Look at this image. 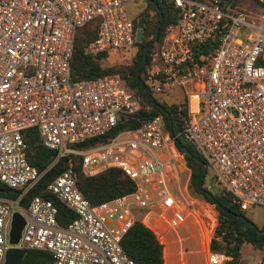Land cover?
Segmentation results:
<instances>
[{
  "label": "built area",
  "instance_id": "obj_1",
  "mask_svg": "<svg viewBox=\"0 0 264 264\" xmlns=\"http://www.w3.org/2000/svg\"><path fill=\"white\" fill-rule=\"evenodd\" d=\"M125 1L0 0V181L19 189L15 198L0 195V264L10 245L13 210L24 219L14 245L48 250L49 264H136L120 242L135 208L143 209L141 221L153 210L166 216L172 229L202 200L186 188H171L181 171L188 172L175 136L199 152L210 170V187L228 193L239 209L264 205V19L221 0H167L177 8V18L155 41L143 75L154 92L189 85L187 119L170 134L159 114L139 119L140 101L117 73L69 77L75 28L95 16L97 30L83 47L86 53L132 47L138 27L124 10ZM128 117L138 123L104 142L71 145ZM28 127L55 150L54 160L78 154L85 175L119 167L133 189L92 204L68 167L46 184L74 212L65 225L58 223L53 201L40 194L21 206L20 196L42 173L24 155L21 131ZM202 201L211 233L216 210ZM154 235L160 242L161 233ZM227 257L209 248L206 253L208 264ZM234 264L256 262L240 258Z\"/></svg>",
  "mask_w": 264,
  "mask_h": 264
},
{
  "label": "trees",
  "instance_id": "obj_2",
  "mask_svg": "<svg viewBox=\"0 0 264 264\" xmlns=\"http://www.w3.org/2000/svg\"><path fill=\"white\" fill-rule=\"evenodd\" d=\"M264 6L258 0H254ZM146 5L153 11L149 16L145 11L138 14L141 22L140 37L133 42L129 60L126 62H113L104 64L106 52L86 53L83 50L84 45L94 38L97 30L99 17L92 19L77 26L74 31L72 48L69 57V77L71 80L95 77L109 73H117L124 87L129 90L140 101V108L136 115L139 119L151 118L154 115H161L164 129L170 134L176 131L187 119L186 114V95L175 102L167 103L159 100L149 83L146 82L143 71L149 61L150 54L153 52L156 42L150 46L146 52V58L141 65L142 50L146 43L152 38L157 22L158 36L169 23H173L177 18V8L172 2L167 0H145ZM227 7H233L237 0H221ZM134 24L137 21L132 18ZM137 71L139 73L137 74ZM145 80L147 90H144L139 79ZM151 98L155 103H152ZM162 108H161V107ZM138 123L134 118L119 119L117 123L106 133L98 136L88 137L71 145L82 148L97 143L104 142L112 137L120 129L133 127ZM23 140L26 143L24 155L26 160L37 170L42 171L38 179L32 183L27 190L20 196L19 204L24 206L27 200L34 194H40L51 199L56 208V219L60 225H65L72 217L74 212L59 201L52 193L46 190V184L61 171L70 167L77 187L80 193L90 203L95 204L99 201L112 198L116 195L131 191L134 182L119 167L109 166L94 174L85 175L80 168V155L71 154L68 156H59L54 160L55 150L44 146L38 137L35 127H28L21 131ZM174 145L182 152L185 165L188 168V177L186 187L188 192L206 202L213 204L216 214V223L212 229L208 248L211 251L222 252L227 258L222 260L221 264H234L240 259V247L243 243H249L254 248L261 250L260 260L256 264H264V222L257 227L254 222H247L241 216L249 219L243 214V210L233 203L230 195L224 191L210 188L206 185L207 169L202 173V167L195 156L201 155L194 146L181 138L175 136ZM182 146L189 149L186 153ZM210 177V175H209ZM201 181V187H197ZM206 191L212 194L210 197ZM19 189L12 188L0 181V195L15 198ZM219 204V206L217 205ZM143 209H134V220L125 230L121 237V246L125 253L131 257L136 264H163L162 244L158 241L153 231L140 220ZM51 261L50 252L46 249L25 248L21 258L22 264H49Z\"/></svg>",
  "mask_w": 264,
  "mask_h": 264
},
{
  "label": "rangeland",
  "instance_id": "obj_3",
  "mask_svg": "<svg viewBox=\"0 0 264 264\" xmlns=\"http://www.w3.org/2000/svg\"><path fill=\"white\" fill-rule=\"evenodd\" d=\"M122 5L127 15L130 18H135L136 21L138 20V14L141 11H145L149 16H152L153 14L152 9L146 5L145 0H126ZM233 7L244 11L249 17L255 20L264 19V6L258 4L254 0H237V4ZM132 51L133 49L129 48L128 50L119 53H107L103 63L110 64L113 62H126L129 60ZM182 87L185 90L187 85ZM182 87H175L169 91L154 94L159 100H163L167 103L175 102L183 97ZM206 169L208 174L205 183L209 186L210 170L207 167ZM186 174V170L180 172V184L183 183ZM212 211L215 214L213 209ZM243 214L248 217L249 220L254 222L257 227H260L264 222V205L248 207L243 210ZM164 247L165 264H207L204 253V243H202L197 228L193 225H184L179 229L177 235L171 239L168 238L165 240ZM239 256L240 258L254 260L256 262L260 260L261 250L254 248L249 243H243L240 247Z\"/></svg>",
  "mask_w": 264,
  "mask_h": 264
},
{
  "label": "crops",
  "instance_id": "obj_4",
  "mask_svg": "<svg viewBox=\"0 0 264 264\" xmlns=\"http://www.w3.org/2000/svg\"><path fill=\"white\" fill-rule=\"evenodd\" d=\"M189 87V85H187V88ZM187 88H185V90L183 89V95H185ZM161 93V92H160ZM184 171V170H183ZM182 172V171H181ZM180 175V173H179ZM187 177H188V172L184 178V181L182 184H180V176L175 179L176 182H173V185L171 184V188L176 190L177 187L180 188H186V182H187ZM198 204H196L195 207V211L189 212L186 217L184 222L176 227V228H169L167 225V219L166 216L160 215L156 212H153V210L147 212V214L145 216L142 217V221L156 234L157 233H161V237H157L159 238L161 244H162V257H163V264H165V260H164V245H165V240L166 239H171L173 238L175 235H177V232L179 231V229H181L184 225H193L194 227L197 228L198 234H200L201 236V240L202 243L205 242V257H206V253L208 251V242H209V238L211 233L207 230L206 227V223H205V218L202 215L203 211L206 208L205 203L202 200H198ZM166 214V213H165ZM207 261V259H206ZM208 264V262H207Z\"/></svg>",
  "mask_w": 264,
  "mask_h": 264
},
{
  "label": "water",
  "instance_id": "obj_5",
  "mask_svg": "<svg viewBox=\"0 0 264 264\" xmlns=\"http://www.w3.org/2000/svg\"><path fill=\"white\" fill-rule=\"evenodd\" d=\"M159 16L161 19V15H159ZM160 19L156 24L152 38L146 43V45L144 46V48L142 50V59H141V63H140L141 65H143V63L145 61L146 52L148 51L150 46L157 40L158 24L160 22ZM136 25L138 27V29L136 31V39H138L140 37V32H141V22L139 19L137 20ZM138 73H139V71H137V74ZM139 83L144 90H147V86H146L145 82L143 81V79L140 78ZM151 101H152V103H155L153 98H151ZM182 149L186 153H190L189 149H187L185 146H182ZM195 159L201 165L202 173H205L206 165H205V162L203 161V159L200 158L199 156H195ZM197 187L198 188L201 187V181L198 182ZM206 193L210 197H212V194L209 191H206ZM217 205L219 206V204H217ZM241 218L246 220L249 223L252 222L251 220L245 218L244 216H241ZM23 222H24V219H23V216L21 215V213L17 210H13L11 212V216H10L9 227H8V238H7V241L9 242L10 245L5 249L3 261L1 262V264H22L21 258H22L24 251H25V248L14 245V244L18 241V238L20 235V230L22 228ZM263 231H264V229L262 230V232Z\"/></svg>",
  "mask_w": 264,
  "mask_h": 264
},
{
  "label": "bare ground",
  "instance_id": "obj_6",
  "mask_svg": "<svg viewBox=\"0 0 264 264\" xmlns=\"http://www.w3.org/2000/svg\"><path fill=\"white\" fill-rule=\"evenodd\" d=\"M193 98H194V96H190V102L191 103L193 102ZM204 247H205V242H204Z\"/></svg>",
  "mask_w": 264,
  "mask_h": 264
}]
</instances>
